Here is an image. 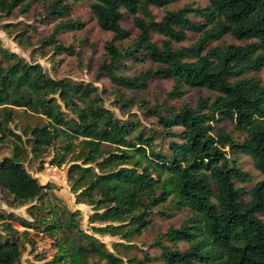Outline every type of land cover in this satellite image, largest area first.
I'll return each instance as SVG.
<instances>
[{
  "label": "trees",
  "instance_id": "16d2710c",
  "mask_svg": "<svg viewBox=\"0 0 264 264\" xmlns=\"http://www.w3.org/2000/svg\"><path fill=\"white\" fill-rule=\"evenodd\" d=\"M32 1L0 0V16L27 14ZM83 1H47L45 19L58 22L41 45L51 47L53 55L81 56L57 37L83 29L72 19V3ZM178 1L92 0L88 6L97 27L112 35L98 73L109 79L116 101L121 89L144 91L153 78L172 82L166 101L193 89L215 95L200 97L193 108L149 107L141 100L144 113L157 122L155 130L117 118L92 84L54 79L40 64L0 47V141L11 143L10 156L0 160V201L11 209L28 206L31 219L0 214V264H19L20 239L27 240L39 227L55 239L61 253L56 263L86 264L95 258L124 264L95 236L117 237L126 244L113 243L112 248H125L150 227L154 215L170 216L158 210L165 204L187 215L150 244L160 251L155 261L264 264V86L251 75L264 68V0L192 2L164 10L160 20L150 10ZM126 14L137 29L134 39L121 25ZM152 32L162 37L160 44ZM189 33L196 36L191 45L173 46ZM126 61H149L155 68L128 76L123 73ZM17 110L44 118L45 124H27L17 132L9 127ZM223 121L233 125L232 131L215 126ZM48 155L49 165H68L75 204L91 207V234L75 222L77 212L50 206L46 196L53 186L39 184L26 169L25 161L43 166ZM242 155L263 176L249 190L242 186L251 180L240 167ZM127 262L152 259L146 255Z\"/></svg>",
  "mask_w": 264,
  "mask_h": 264
},
{
  "label": "rangeland",
  "instance_id": "374dc122",
  "mask_svg": "<svg viewBox=\"0 0 264 264\" xmlns=\"http://www.w3.org/2000/svg\"><path fill=\"white\" fill-rule=\"evenodd\" d=\"M48 0H33L31 3L30 11L27 14L16 12L14 15L0 16V47L9 52L17 54L19 57L25 59L29 63L40 64L44 71L47 72L54 79H69L73 83H90L97 88L98 93L103 99L104 106L112 111L114 115L122 120L139 121L146 130L157 129V122L154 118L144 113L140 101L144 100L147 106H154L156 103L167 104L174 109L187 104L189 107H195L197 100L200 97L212 98L215 95L206 90H187L183 97L174 100L166 101V95L170 92L172 82L167 79L153 78L144 91H130L122 90V98L116 101L114 96V88L109 79L104 73L99 74L98 68L104 58V44L111 40L112 35L101 31L96 24V21L91 17L88 6L92 0H84L79 3H72V19L79 20L83 23L82 30L61 32L57 37L58 41L65 46H74L76 52H80L81 56L67 57L65 55H53L51 47L41 45L44 38L50 35L54 25L58 22L55 19H45L44 7ZM194 2L195 5L205 6L208 0H181L168 5L166 8L150 7L151 12L157 20H160L164 10L176 11L186 4ZM122 27L128 31L130 39H134L137 34V29L134 27L132 18L128 14L122 22ZM151 38L160 44L162 37L155 32L151 33ZM129 39V40H130ZM196 39V36L189 33L188 38L179 44H173L175 48L181 46L191 45ZM232 40L227 38L226 42ZM128 42H125L127 44ZM238 44V42H233ZM120 47V46H119ZM126 68L123 73L131 76L146 70H152L155 65L146 61L141 64H133V62L126 61ZM258 78L264 86V68L257 74H251ZM124 102H129L123 105ZM42 126L45 124V119L36 115L23 113L21 110L16 111L15 120L9 127L17 132L25 125ZM217 128L224 127L227 131H232L233 125L229 122L223 121L215 125ZM236 135V134H235ZM11 154V143L9 139L0 141V160L3 157H8ZM50 155L46 156L43 166L35 163L34 161H25L24 165L29 173L38 180L39 184H51L53 188L48 191L46 201L49 205L58 206V211L63 208L68 209L70 212H77L75 222L79 224L80 228L91 234L90 223L88 222L89 216L92 214L91 207L86 205L75 204V196L70 191V185L67 182V169L68 165L65 164L61 167L51 166L47 162ZM240 167L243 171L250 175V182L242 185L249 190L253 185L263 179V176L255 170L251 158L242 155L238 158ZM57 200L54 199V197ZM6 205L0 201V214H7L3 209ZM28 206L16 208L15 212L10 213L16 216L31 219L27 216L26 210ZM9 208V207H8ZM159 211L169 214V217H162L154 215L152 217L151 225L146 229L141 236L135 237L125 248H112L113 243L121 242L117 237L110 236H95L100 242L104 243L106 248L118 255L124 260V264L128 263L127 259L136 258L144 260L146 255L152 259L151 263L147 264H161L153 258L159 256L160 251L150 247L156 237L170 227H178L182 219L187 215L186 212L174 211L171 205H163L158 209ZM16 229L22 231L17 223L12 224ZM0 232H2L0 227ZM64 240L62 234H57ZM54 238L50 237L47 232L43 231V227L33 230L28 239H20L21 244V257L19 264H68L67 261L55 262L58 253V248L54 244ZM66 245V244H64ZM178 248L186 249L184 244H178ZM85 264V263H84ZM86 264H104L99 262L98 259L90 258ZM146 264V263H145Z\"/></svg>",
  "mask_w": 264,
  "mask_h": 264
},
{
  "label": "crops",
  "instance_id": "0c3cea01",
  "mask_svg": "<svg viewBox=\"0 0 264 264\" xmlns=\"http://www.w3.org/2000/svg\"><path fill=\"white\" fill-rule=\"evenodd\" d=\"M4 203V202H3ZM6 207V206H5ZM6 213H10L9 212V210L10 211H13V212H15L16 210L15 209H11V208H8V207H6L5 209H3ZM19 228H21V227H19Z\"/></svg>",
  "mask_w": 264,
  "mask_h": 264
}]
</instances>
